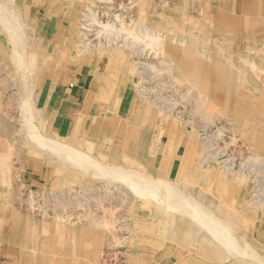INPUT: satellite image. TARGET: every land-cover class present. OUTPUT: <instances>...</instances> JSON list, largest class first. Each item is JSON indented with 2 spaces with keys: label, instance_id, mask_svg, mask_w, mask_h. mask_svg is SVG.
Instances as JSON below:
<instances>
[{
  "label": "rangeland",
  "instance_id": "374dc122",
  "mask_svg": "<svg viewBox=\"0 0 264 264\" xmlns=\"http://www.w3.org/2000/svg\"><path fill=\"white\" fill-rule=\"evenodd\" d=\"M30 8L111 72L106 137L47 128ZM22 231L36 264H264V0H0V263Z\"/></svg>",
  "mask_w": 264,
  "mask_h": 264
},
{
  "label": "crops",
  "instance_id": "0c3cea01",
  "mask_svg": "<svg viewBox=\"0 0 264 264\" xmlns=\"http://www.w3.org/2000/svg\"><path fill=\"white\" fill-rule=\"evenodd\" d=\"M33 9L30 8V12ZM38 14L32 12L33 21L41 29V42L46 48V52H42L43 82L38 97L43 117L49 122L47 128L61 138L86 135L89 131L106 137L108 130L116 125L124 95L115 91V80L102 61L94 54L79 56L69 43H65L67 31L58 20ZM87 129L89 131L84 133ZM22 232L11 239L10 244L2 246V257L8 260L5 264L31 263L32 258L36 264V255L43 259L39 252L41 242L26 243V231ZM73 251H49L45 259H56V264H75Z\"/></svg>",
  "mask_w": 264,
  "mask_h": 264
},
{
  "label": "bare ground",
  "instance_id": "6f19581e",
  "mask_svg": "<svg viewBox=\"0 0 264 264\" xmlns=\"http://www.w3.org/2000/svg\"><path fill=\"white\" fill-rule=\"evenodd\" d=\"M75 124V123H74ZM73 133V132H72ZM74 142V141H73ZM66 145V144H65ZM43 146L46 147L44 150L48 151L51 155L55 156L57 154H65L66 149L62 148L60 145H52L46 141H43ZM67 146V145H66ZM63 158V157H62ZM21 193V192H20ZM92 235V234H91ZM55 240V239H54Z\"/></svg>",
  "mask_w": 264,
  "mask_h": 264
}]
</instances>
